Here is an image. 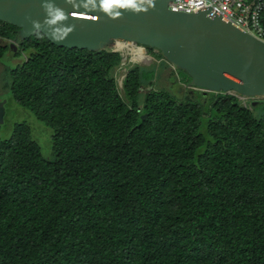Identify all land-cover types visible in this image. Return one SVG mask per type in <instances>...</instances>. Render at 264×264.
Masks as SVG:
<instances>
[{
	"label": "trees",
	"instance_id": "trees-1",
	"mask_svg": "<svg viewBox=\"0 0 264 264\" xmlns=\"http://www.w3.org/2000/svg\"><path fill=\"white\" fill-rule=\"evenodd\" d=\"M18 30L0 21V61L25 55L6 87L53 154L27 122L0 139V264H264V100L145 91L141 65L123 96L121 51Z\"/></svg>",
	"mask_w": 264,
	"mask_h": 264
},
{
	"label": "water",
	"instance_id": "water-1",
	"mask_svg": "<svg viewBox=\"0 0 264 264\" xmlns=\"http://www.w3.org/2000/svg\"><path fill=\"white\" fill-rule=\"evenodd\" d=\"M169 2L0 0V21L17 26L22 40L41 32L60 47L97 51L124 41L157 49L195 90L264 97V40L207 16L208 9L177 12ZM4 117L1 101L0 124Z\"/></svg>",
	"mask_w": 264,
	"mask_h": 264
},
{
	"label": "rangeland",
	"instance_id": "rangeland-1",
	"mask_svg": "<svg viewBox=\"0 0 264 264\" xmlns=\"http://www.w3.org/2000/svg\"><path fill=\"white\" fill-rule=\"evenodd\" d=\"M5 43V42H2ZM13 43V42H11ZM136 48L143 51L146 57H150L148 60L145 59H133L134 52L132 47H123L118 42L112 44L109 49H115L117 46L120 48L124 57L121 66L115 71L121 93L124 96L123 81L128 70L134 65H141L148 69L144 73L145 78L149 80L153 85L145 87V91H149L153 88L166 90L174 94L176 97L183 100H195L194 89L192 88V79L187 72L175 67L168 62L163 54L157 49L149 50L143 45L133 44ZM144 47V48H143ZM18 50V44H15L13 48L10 46L8 52L2 61H0V102H5V117L4 122L0 124V139H6L11 137L14 127L18 122H27L33 132L34 139L40 144L42 152L45 157L50 158L53 154V129L45 124L43 121L38 119L32 110L25 107L15 101L13 94L9 88L6 87L8 82V75L6 69L9 65H16L21 62L25 55L22 54L19 57L16 56ZM147 52V53H146ZM148 61V62H147ZM202 92V91H201ZM203 97H209V93L203 92ZM239 96L243 101V104L252 108V103L258 100H264V97H242L238 93H234ZM144 97V94H141Z\"/></svg>",
	"mask_w": 264,
	"mask_h": 264
},
{
	"label": "built area",
	"instance_id": "built-area-1",
	"mask_svg": "<svg viewBox=\"0 0 264 264\" xmlns=\"http://www.w3.org/2000/svg\"><path fill=\"white\" fill-rule=\"evenodd\" d=\"M169 8L186 13L208 9L207 16H221L249 34L264 40V0H170ZM115 49L121 50L117 46Z\"/></svg>",
	"mask_w": 264,
	"mask_h": 264
},
{
	"label": "bare ground",
	"instance_id": "bare-ground-1",
	"mask_svg": "<svg viewBox=\"0 0 264 264\" xmlns=\"http://www.w3.org/2000/svg\"><path fill=\"white\" fill-rule=\"evenodd\" d=\"M118 44H120L123 47H132V51L134 52V54H133L134 58L133 59L148 60L150 58V57H146V55L143 53V51L140 50L139 48H136L133 44H130L128 42H122V41H118Z\"/></svg>",
	"mask_w": 264,
	"mask_h": 264
},
{
	"label": "clouds",
	"instance_id": "clouds-1",
	"mask_svg": "<svg viewBox=\"0 0 264 264\" xmlns=\"http://www.w3.org/2000/svg\"><path fill=\"white\" fill-rule=\"evenodd\" d=\"M122 42H124V41H122ZM131 44V43H130ZM139 45V44H138ZM144 48V47H143ZM147 53V52H146ZM147 56H148V54H146Z\"/></svg>",
	"mask_w": 264,
	"mask_h": 264
}]
</instances>
